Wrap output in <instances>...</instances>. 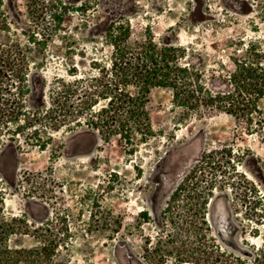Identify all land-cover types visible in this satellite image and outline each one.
Listing matches in <instances>:
<instances>
[{
    "label": "rangeland",
    "instance_id": "rangeland-1",
    "mask_svg": "<svg viewBox=\"0 0 264 264\" xmlns=\"http://www.w3.org/2000/svg\"><path fill=\"white\" fill-rule=\"evenodd\" d=\"M52 1L0 0L1 50L18 39L28 55L17 60L24 74L0 71V236L40 249L42 264H195L186 254L200 233L236 257L228 264H264V101L250 125L189 111L157 88L155 135L132 144L64 122L58 101L64 81L109 58L106 28L122 19L131 45L151 33L182 45L207 86L221 88L229 56L264 41V0H58L59 32L42 17ZM33 30L54 32L47 50L30 43Z\"/></svg>",
    "mask_w": 264,
    "mask_h": 264
},
{
    "label": "trees",
    "instance_id": "trees-1",
    "mask_svg": "<svg viewBox=\"0 0 264 264\" xmlns=\"http://www.w3.org/2000/svg\"><path fill=\"white\" fill-rule=\"evenodd\" d=\"M58 4V0H53L42 12L45 18L52 15L51 31L55 32L64 29L65 13L59 11ZM34 18L35 25L39 26L37 21L41 14ZM48 30L44 33L33 30L30 43L34 41L39 46H46L47 50L54 36V32ZM131 37L130 25L125 20L108 25L104 38L110 48L109 58L93 62L92 72L86 78L78 77L74 82L61 84L58 101L64 122L73 121L96 130L105 140L120 135L132 144L137 133L147 139L155 135L152 98L157 88L170 89L174 103L189 111L220 110L246 120L250 125L263 119L255 113L264 101V41L251 40L237 48L229 56L233 69L218 76L222 87L212 88L204 82L205 68L201 63L185 61L186 47L176 43L161 45L153 33L133 45L130 44ZM72 49L69 47L67 52L70 54ZM27 57L18 39L5 51L0 47V71L8 68L24 74V68L17 60L26 61ZM72 75L78 76L77 69ZM204 223L207 224L206 220ZM196 224L190 223L192 231ZM199 236L203 243L186 254V258L191 259L188 262L228 264L226 258L236 259L221 250L214 238L200 233ZM6 242V238L0 236V264L43 263L45 256L40 249L14 248ZM175 259L182 260L181 256H175ZM147 264L154 263L148 261Z\"/></svg>",
    "mask_w": 264,
    "mask_h": 264
}]
</instances>
